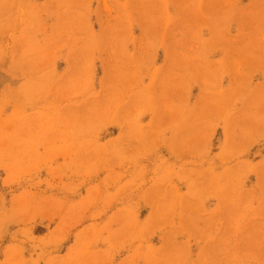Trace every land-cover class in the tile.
<instances>
[{
    "label": "rangeland",
    "instance_id": "obj_1",
    "mask_svg": "<svg viewBox=\"0 0 264 264\" xmlns=\"http://www.w3.org/2000/svg\"><path fill=\"white\" fill-rule=\"evenodd\" d=\"M0 264H264V0H0Z\"/></svg>",
    "mask_w": 264,
    "mask_h": 264
}]
</instances>
